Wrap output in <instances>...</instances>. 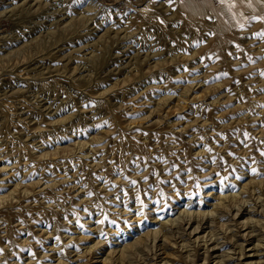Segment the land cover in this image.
I'll use <instances>...</instances> for the list:
<instances>
[{
  "label": "rangeland",
  "instance_id": "374dc122",
  "mask_svg": "<svg viewBox=\"0 0 264 264\" xmlns=\"http://www.w3.org/2000/svg\"><path fill=\"white\" fill-rule=\"evenodd\" d=\"M261 33L264 0H0V264H264Z\"/></svg>",
  "mask_w": 264,
  "mask_h": 264
},
{
  "label": "bare ground",
  "instance_id": "6f19581e",
  "mask_svg": "<svg viewBox=\"0 0 264 264\" xmlns=\"http://www.w3.org/2000/svg\"><path fill=\"white\" fill-rule=\"evenodd\" d=\"M20 4V3H19ZM24 4V3H23ZM150 5V4H149ZM138 8H139V11H145V7L146 6H137ZM231 195V194H230ZM220 198H221V195H220ZM224 200V199H223ZM232 201V200H231ZM235 206V205H234ZM227 209V208H226ZM247 211H249L248 209H246ZM238 211V210H237ZM184 213V212H183ZM219 215H220V217L219 218H222V216H221V213H219ZM218 215V213H217V215L215 216V219L217 218V216H219ZM236 215V213H234V216ZM204 218H202V220H201V222H194V223H188L187 222V224L186 225H188L189 227L188 228H190L191 226H192V228H191V230H190V233L191 232H193V231H196V230H198L199 228H201L202 226H207V227H209L210 225H212V224H210L209 225V222L211 223L213 220H214V218H212V219H206V220H203ZM191 220V219H190ZM200 220V219H199ZM197 221V220H196ZM213 223V222H212ZM193 224V225H192ZM172 225V224H171ZM175 226V225H174ZM179 226H177L176 228H178ZM166 228V227H165ZM173 231V230H172ZM171 231V229L169 228V229H166L165 230V233H162V234H169V237L168 238H170V237H172L173 236V233L174 232H172ZM177 231V230H176ZM175 231V232H176ZM179 231V230H178ZM185 231V229L182 231V232H184ZM178 233V232H177ZM176 233V234H177ZM181 234H183V233H181ZM163 236V235H162ZM232 237V236H231ZM155 240V239H154ZM231 240V239H230ZM167 241V240H166ZM166 241H165V236L163 237V239H161L160 240V244L158 245L159 246V248H161L162 250H163V248H165V247H167V244H166ZM158 244V243H157ZM234 244V243H233ZM154 245H155V242H154ZM216 244H214L213 246H211L213 249L216 247L215 246ZM132 246V245H131ZM157 246V247H158ZM136 247V246H135ZM132 248H134V245H133V247ZM129 249V248H128ZM221 249V248H220ZM139 250V249H138ZM134 251V250H133ZM132 251V252H133ZM126 252V251H125ZM141 253V252H140ZM133 254L132 253H130L129 251L128 252H126V254H124V255H121V257H120V259H119V262H118V264H136V261H135V259L133 258L134 256H132ZM138 256V255H137ZM152 257V256H151Z\"/></svg>",
  "mask_w": 264,
  "mask_h": 264
},
{
  "label": "snow or ice",
  "instance_id": "6c2138e0",
  "mask_svg": "<svg viewBox=\"0 0 264 264\" xmlns=\"http://www.w3.org/2000/svg\"><path fill=\"white\" fill-rule=\"evenodd\" d=\"M260 35H261L262 37H264V33H261Z\"/></svg>",
  "mask_w": 264,
  "mask_h": 264
}]
</instances>
